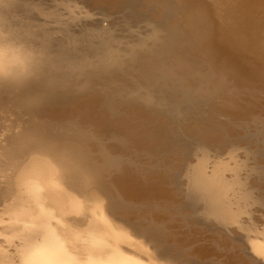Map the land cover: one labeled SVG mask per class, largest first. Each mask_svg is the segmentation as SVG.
<instances>
[{"label": "rangeland", "instance_id": "rangeland-1", "mask_svg": "<svg viewBox=\"0 0 264 264\" xmlns=\"http://www.w3.org/2000/svg\"><path fill=\"white\" fill-rule=\"evenodd\" d=\"M0 3L2 59L23 57L0 74V150L28 143L12 162L0 156V226L14 218L28 170L46 171L33 164L84 135L102 184L79 177L71 191L100 197L147 243L139 252L112 245L104 264H264V89L228 64L206 14L201 35L189 0ZM64 110L66 118L55 114ZM1 229L8 264L25 242Z\"/></svg>", "mask_w": 264, "mask_h": 264}, {"label": "bare ground", "instance_id": "bare-ground-1", "mask_svg": "<svg viewBox=\"0 0 264 264\" xmlns=\"http://www.w3.org/2000/svg\"><path fill=\"white\" fill-rule=\"evenodd\" d=\"M206 1L208 2V4L206 3ZM206 5L209 6L208 7L209 9L207 8ZM189 8L191 10V13H190L191 18H189V22L193 24L195 31H197L201 35L208 34V30H207L208 28L202 27V25H200V21L198 18V14L203 12V14H206L207 21H209L210 24L212 23L211 27L209 29H210V32L214 35L216 40L221 45L222 55H224V54L229 55V57L227 58L228 64L231 65V67L234 70L237 69L238 71H240V70L243 71L244 73L240 71L242 73L240 76H242V78L247 83L260 84L261 86H263L262 88L264 89V0H189ZM210 14L214 19L211 18ZM213 20L217 21L216 22V31L213 29V26H214L213 22H215ZM0 26L2 27V25H0ZM1 32L2 31L0 30V33ZM3 34H5V33H3ZM4 37H6V36H4ZM3 39H5V38H3ZM5 41H6V39H5ZM6 42H8V41H6ZM1 43L2 44H0V45H3L2 41H1ZM5 47H6V45H5ZM18 48H19V46H18ZM18 48H16V49L19 50ZM211 49H213V48H211ZM21 50H22V48H21ZM21 50H19V51H21ZM214 50L215 49H213L212 51H214ZM0 51H3V50H0ZM12 52H15V51H12ZM1 53H3V52H0V74L9 71L10 69H12L16 65H19L21 63V61L23 60V57H22V59H20L21 55L18 54L19 60H16L17 57H14V60H11V62L12 61H14V62L11 63L10 61L5 60L4 58L2 59L3 55ZM16 53H18V52H16ZM131 54H133V53H131ZM216 56H217V54H216ZM12 57H13V55H12ZM230 57H232V59ZM6 58L8 59L9 57H6ZM223 62H225V61L223 60ZM249 63L255 66L253 68L251 65V67H252L251 71L252 72L250 70L248 71V69H246V67H245V65L247 66ZM226 65H227V63H226ZM52 112H54V111H52ZM55 114L60 116L61 118H66L68 116L67 115L68 112L66 110L56 111ZM83 139H84V135L82 136L81 139H78L77 141L69 142V143L66 142V144L63 147L61 146L60 148L54 149L56 151H55V153L51 152L53 154V157H51V159L39 160L33 164V167L34 166L35 167L36 166L45 167L46 171H36V170L29 169L28 172L26 173L25 177L22 179L21 184L26 183L27 186L24 187L22 185V187H21V184H20L21 189L19 187V191H20V194L18 197L19 199L17 201L16 207L12 210L13 212L16 211L15 214L12 212L14 214V216H12V217H14V218H12L11 220L10 219L8 220V218H7V220H8L7 222L3 218L5 220L6 224L3 223V221H2L3 224L0 226V235L1 236H2L1 231L4 230V229L2 230L1 228L4 227L5 232H7V234L5 232H3V234L5 233L4 235H6V236L8 235L7 239L9 237L11 239L12 238L14 239L18 236V237H22L21 239H23V241L25 242V243L24 242L21 243V245H23V243H24V246L19 247V254L11 255L9 260L5 259L8 262V264H26V263H29V264H102L103 263L104 264V263H106V261L110 260L109 255L113 254L115 252L114 251L113 253H110V252H112V248L115 245L116 246L120 245V247L122 245V247L126 248V250L131 249V250H135V251L137 250L138 252L144 251L145 245L147 247V243L146 244L144 243L145 242L144 239L142 240L141 238H139L138 236L133 234L132 231H130L123 224H121L118 220H116L109 213L104 201L100 197L91 198L87 201L84 198H82L81 196H79V195L73 193V191H71V189L69 187V183L76 182L77 178H79V177H83L84 182L87 184H90V183L95 182V181H98L99 183L102 184L101 180L98 179L99 178L98 172H100L99 166L98 165H92L93 163L90 162V159H88L87 154H86V150H84V146H83L84 143L82 141ZM27 144L28 143H26V141H23L22 137L16 138V141L9 142L6 145L1 147L0 156L7 157L12 162L17 156H20L22 154V151L27 147L26 146ZM85 147H87V146H85ZM41 150H46V149H45V147L44 148L41 147ZM90 158H92V157L90 156ZM152 164H153V162H152ZM168 175H170V174H168ZM213 179H214V177H213ZM120 184L121 183H119V185ZM129 184H130V182H129ZM115 191H117V190H115ZM204 194H206V193H204ZM198 196H200V195H198ZM208 197H209V194H208ZM209 205H211V204H209ZM9 216H11V215L9 214ZM153 217H155V216H153ZM169 229H170V225H169ZM173 232H175V231H173ZM6 236H4V237H6ZM210 236H212V235H210ZM4 237H2V238L4 239ZM38 237H39V240L37 239ZM173 238H175V237H173ZM170 239H172V238H170ZM8 240H7V242H8ZM14 240L16 243V239H14ZM4 241L3 242L1 241V242L5 244ZM10 242L12 244L14 243L13 241H9V244H7V243L6 244L11 245ZM14 245H16V244H13V246ZM112 245H114V246H112ZM1 247H2V244H1ZM4 247H5V245H4ZM4 247H2V248H4ZM148 247H150V246H148ZM118 248H119V246H118ZM150 248H147V249H149V251H150ZM205 248H203L204 251H205ZM14 249L15 248H13V250ZM115 249L116 248H114V250ZM117 249H116V251H117ZM120 249H123V248H120ZM120 249H118V250H120ZM195 249H194V251H195ZM249 249H251V248H249ZM126 250H125V252L128 253V251H126ZM16 251H17V249H16ZM123 251H124V249L122 250V252ZM1 252H5V251H1ZM8 252L11 253L10 250L9 251L7 250L6 253H8ZM132 252H134V251H132ZM145 252H146V256L142 255L143 258L147 259L145 257L148 256L151 259L150 255H148L150 253L147 254V251H145ZM152 252H153V250H151V254H152ZM154 252H155V250H154ZM209 252H210V250H209ZM12 253L15 254L14 251ZM127 253H125V254L122 253L120 255H126ZM140 253H138V254H140ZM5 254H3V255H5ZM8 254H6L5 257ZM134 254H136V253L134 252ZM134 254H131L134 256V257L131 256L132 258H135ZM203 254H206V253H203ZM117 255H118V257L120 256L118 253H117ZM140 255H138V256H140ZM126 256H128V255H126ZM138 256H137V258L140 259V257H138ZM154 256H155V254H154ZM154 256H152L153 259L157 257V256L156 257H154ZM250 256L253 257L252 255H250ZM5 257L3 256V258H5ZM111 257H112V255H111ZM113 257L115 258V256H113ZM122 257L125 258V256H122ZM122 257L120 256V258H121L120 260H122ZM137 258H136V260H138ZM239 258H240V256H239ZM117 259H119V258H117ZM125 259H127V258H125ZM153 259H152V261L159 259V257L154 259V260ZM120 260H118V261L116 260V261L119 262ZM243 260H244V258H243ZM257 260H258V258H257ZM3 261L4 260H2L1 262H3ZM133 261L134 260H132L131 262L129 261V262L132 263ZM148 261H151V260H148ZM253 261H256V259L255 260L253 259ZM122 262H123V260H122ZM122 262H120V264ZM243 262H245V260ZM246 262H247V260H246ZM3 263H1V264H3ZM138 263L134 262L133 264H138ZM144 263H146L145 260H144ZM154 263H155V261H154ZM158 263H160V261ZM173 263H174V261H173ZM247 263H249V262H247ZM108 264H111V263H108ZM114 264H116V263H114ZM126 264H128L127 261H126ZM149 264H152V263L149 262ZM165 264H167V262Z\"/></svg>", "mask_w": 264, "mask_h": 264}]
</instances>
